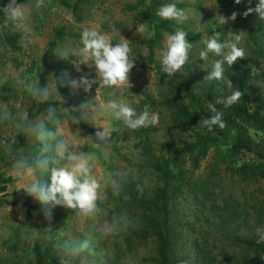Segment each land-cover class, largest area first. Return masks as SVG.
<instances>
[{
	"label": "rangeland",
	"instance_id": "rangeland-1",
	"mask_svg": "<svg viewBox=\"0 0 264 264\" xmlns=\"http://www.w3.org/2000/svg\"><path fill=\"white\" fill-rule=\"evenodd\" d=\"M74 1L16 0L23 14L11 18V29L19 35L18 49L0 43V88L7 90L0 99V264H34V245L54 250L60 264H154L156 244L151 231L139 222L142 209L135 200L149 198L161 185L152 169L154 160L168 159L181 141L192 136L189 129L173 125L166 102H187V90L200 102L211 85L231 91L238 78L252 93L264 96V20L255 13L242 15L258 0L250 4L242 0L239 5L233 0V7L220 11L215 0H180L177 7L188 19L183 24L169 21L175 30L187 32L192 47L182 71L171 78L161 66L170 34L162 32L150 54L145 38L150 24L162 19L159 8L173 0H81L72 12L69 6ZM144 8H150L149 16L139 13ZM233 12L238 13L235 21L219 24L218 16L228 18ZM57 28L64 35L48 51ZM91 29L110 36L113 44L129 43L135 65L129 86L109 89L97 84L88 92L71 86L85 73L94 78V70L80 55L82 32ZM241 31L239 46L246 56L231 67L225 65L232 89L205 79L213 60L219 59L211 54L208 60L200 59L205 41L219 34L224 43ZM113 99L126 100L138 113L145 104L151 105L159 123L128 129L107 110ZM30 107L37 114L27 123ZM41 123L55 134L46 141L47 152L37 138ZM98 131L110 133L106 144L97 140ZM18 132L22 145L15 137ZM222 132L224 136L209 146L195 169L187 156L181 160L182 185L170 195L167 222L171 257L177 264H264V254L241 243L260 241L264 235V177L247 180L234 171L260 157L257 148L231 156L228 147L234 131L224 127ZM247 133L260 148L264 146L263 135L250 128ZM61 141L67 149L63 158L55 151ZM72 154L91 157L89 176L99 185L97 211L92 214L43 205L29 191L35 182L50 183V172L39 168L38 159L49 158L50 170L69 165L67 157ZM21 163L23 168H18ZM49 208L50 216L45 215Z\"/></svg>",
	"mask_w": 264,
	"mask_h": 264
},
{
	"label": "clouds",
	"instance_id": "clouds-1",
	"mask_svg": "<svg viewBox=\"0 0 264 264\" xmlns=\"http://www.w3.org/2000/svg\"><path fill=\"white\" fill-rule=\"evenodd\" d=\"M180 0L162 5L157 15L163 20L175 21L177 24H183L187 19V13L184 9L177 7ZM237 5L242 0H235ZM251 0H249V4ZM0 11L8 14L9 18L19 19L23 14L16 4V0H9L8 4ZM255 13L260 19L264 20V0H258L253 8L249 6L242 14L244 17ZM238 13L233 12L230 17L218 16V22L224 25L231 21H235ZM151 35V34H150ZM187 32L182 28H177L174 34L168 35L166 41V49L161 53L162 72L171 78L174 74L181 72L189 58V50L192 47L186 37ZM232 39L221 43L219 34H215L205 41L206 47L199 53L201 60H208L210 54L214 59L211 71L205 77L209 81L223 82L224 85L232 89L231 81L225 76V65L231 67L235 62L244 59L246 52L240 47L244 32L238 34H230ZM82 47L80 55L83 62L89 69L94 70V78L91 73H85L78 80H72L73 88L82 87L85 92L91 90L93 85L99 84L104 88H120L129 86V74L134 68L133 58L130 57L131 49L127 41H121L113 44L111 37L101 34L95 29L85 30L81 35ZM227 49V51H225ZM37 95L41 94L40 89L35 90ZM243 93L239 90H232L231 95L226 99H218L216 103L223 104L225 108L236 104L242 97ZM116 121H122L130 130L136 131L141 128H148L159 123V115L151 110V105L145 104L141 112H137L126 100H109L106 105ZM208 110L212 113L211 117L203 120V125L208 131H212L213 127L223 129L226 125L223 121V113L218 111L215 104L209 103ZM51 111V109H50ZM116 129H113L115 131ZM54 133L48 131L44 124L38 125L37 138L44 142L43 151L50 150V145L46 141L54 137ZM98 141L107 143L110 139V133L98 131L95 133ZM100 145L98 144L97 147ZM58 157L63 158L67 151L63 141L59 142L55 148ZM71 162L63 167L48 168L49 158L45 157L37 160L40 169L50 172V183H33L29 191L43 205H51L52 207L62 206L68 209H79L84 214H92L97 211L96 201L98 199L97 190L98 183L89 176L88 160L91 157L72 154L67 157ZM23 164H19L18 168H23ZM49 208L45 215L50 216ZM260 241H264V235L260 237ZM258 241V242H260Z\"/></svg>",
	"mask_w": 264,
	"mask_h": 264
},
{
	"label": "trees",
	"instance_id": "trees-1",
	"mask_svg": "<svg viewBox=\"0 0 264 264\" xmlns=\"http://www.w3.org/2000/svg\"><path fill=\"white\" fill-rule=\"evenodd\" d=\"M81 0H75L70 6L74 12L77 3ZM218 10L234 6L233 0H215ZM7 5V0H0V9ZM150 8L140 10L141 15L149 16ZM12 20L8 14L0 11V43L11 50H17L18 33L11 29ZM162 32L174 34V24L169 20L153 21L150 24L148 36L145 38V45L148 53H151L153 45L157 44L161 38ZM151 34V35H150ZM64 35L62 28L53 30L51 40L47 44V50H51L62 39ZM233 90H239L243 93L241 99L231 107L225 108L223 104L216 103L218 99H226L231 95V91H223L220 88L213 87L204 93L202 101H198L194 93L186 91L187 102L167 101L170 113V121L177 128H185L191 131V140L181 141V146L176 151L170 153L168 159H155L152 166L161 181V185L154 188L151 196L147 199H136L135 202L142 209L139 222L145 229L151 231L156 248V258L154 264H177L171 257V240L169 239L170 229L167 225L169 217L168 205L171 194L180 191L182 177L180 173L181 160L187 156L191 169L198 166V161L203 159L207 149L213 143H216L225 133L222 129L214 126L212 131H208L203 125V120L211 117L212 113L208 110V104H215L218 111L223 113L225 127L234 132L230 136L231 141L228 152L235 156L243 152L255 150L260 159L253 164H241L234 169L243 179H257L264 177V146L261 148L254 142L247 129L257 131L264 137V96L257 92L252 93L246 86L242 78H238ZM5 88H0V99L5 98ZM37 114V110L30 107L25 116V122L29 123ZM83 128V124H79ZM16 140L22 145L23 139L19 132L16 134ZM241 243L254 253L264 254V241H255L253 239H244ZM34 264H60L55 256V251L50 248L40 249L34 245L31 250Z\"/></svg>",
	"mask_w": 264,
	"mask_h": 264
}]
</instances>
